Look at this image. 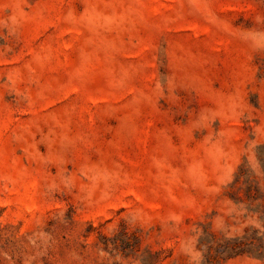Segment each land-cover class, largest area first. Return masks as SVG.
<instances>
[{
    "label": "rangeland",
    "instance_id": "obj_1",
    "mask_svg": "<svg viewBox=\"0 0 264 264\" xmlns=\"http://www.w3.org/2000/svg\"><path fill=\"white\" fill-rule=\"evenodd\" d=\"M0 264H264V0H0Z\"/></svg>",
    "mask_w": 264,
    "mask_h": 264
}]
</instances>
